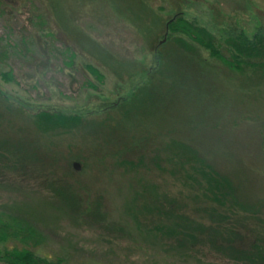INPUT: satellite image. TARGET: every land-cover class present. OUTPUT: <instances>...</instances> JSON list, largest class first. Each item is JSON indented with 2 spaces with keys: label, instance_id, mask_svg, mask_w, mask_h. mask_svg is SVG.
I'll use <instances>...</instances> for the list:
<instances>
[{
  "label": "rangeland",
  "instance_id": "1",
  "mask_svg": "<svg viewBox=\"0 0 264 264\" xmlns=\"http://www.w3.org/2000/svg\"><path fill=\"white\" fill-rule=\"evenodd\" d=\"M0 11V38L22 51L0 61L14 80L0 79V148L29 168L0 154V219L31 227L27 243L67 264H244L227 246L264 236V72L228 71L165 21L182 14L226 50L228 37L264 31V0H0ZM177 50L192 69L158 77ZM40 110L83 124L40 129ZM205 166L259 211L239 229L244 247L178 236L191 219L210 226L195 213L209 201Z\"/></svg>",
  "mask_w": 264,
  "mask_h": 264
},
{
  "label": "trees",
  "instance_id": "2",
  "mask_svg": "<svg viewBox=\"0 0 264 264\" xmlns=\"http://www.w3.org/2000/svg\"><path fill=\"white\" fill-rule=\"evenodd\" d=\"M165 32L166 34L170 33L171 36L179 35L185 40L187 39L190 43H193L196 46L198 45L204 51L209 53V56L213 60L221 63L228 71L241 73L242 67L245 66L250 70L258 69L261 72H264V31L262 30L256 32L250 38L245 37L243 34L234 38L228 37L226 40V50H221V46H219V43L216 42L210 32L200 27L195 21H189L186 18L184 19L183 15L179 13H175L170 19L165 21ZM5 39L0 38V61L8 58V54L10 53L8 51L10 50L14 51V53H22L19 44L16 43V45H12L11 43L5 41ZM5 42L6 44H4ZM188 46L189 45L185 44V47L180 48V50L182 49L185 52L186 49H190ZM179 51L177 50L176 52L165 54L167 56L164 57L165 61L163 66H159L157 64V67H155L153 72L157 73L158 77L164 78L166 77L164 74L169 73L168 70L171 69V67L176 69L177 66L182 67V71L192 69L187 68V66H189L187 63H191L186 59L188 57L183 56L180 58L181 63L179 60H176L175 57ZM71 57L72 55L70 54L69 59ZM86 69L91 75L95 76L96 79L102 80L96 69L89 66H87ZM0 79L5 83L14 81L12 73L9 71L6 73L0 72ZM0 96L2 95L0 94ZM2 99L5 98L2 96ZM79 118V116L73 114L67 116L63 113H50L48 111L40 110L36 116V123L40 129L43 128L45 130L49 129L48 125H54L56 127V125L59 124L61 127L63 125V127H65L66 125L62 124V122H70L73 123V126L80 127L83 123H81ZM90 127L93 129L92 126ZM1 148L0 154H2L8 162L12 161L10 162L11 166L17 168L19 171L20 168L22 171L29 169L26 168L21 150L18 148L16 149L14 146H11L10 151H8L5 147ZM205 167H207L208 171H203L202 178L207 181L208 185L206 188H203V193L207 200H209V203L206 201L207 203H204L200 209L197 208V210L200 211H196L195 213H198L197 215H201L203 217L204 214L208 216L210 226L206 225L204 227V225L191 219L192 221L188 220V223H186L190 229H193L192 232L187 233L189 237L186 233H184V235L187 237L183 235L178 236L183 238V241H186V239L189 238V240H191L190 245H197L201 242V237L204 239L205 235H207V238L211 237L209 240L211 243L214 241V236H218L220 245H218L217 248H214L220 252H224V250H222L223 248L221 243L225 244L228 242H236L234 243L235 246L238 247L239 245L240 247H244V243H242L243 241L240 242L241 244H237L238 239L241 236L239 229L244 223L243 221L247 220L249 216L251 218H256L254 214L258 215L259 211H257L258 209L254 207L253 200H248L246 195L243 197V192L241 193V196L240 191L237 189L238 187L235 186L233 180L226 176H221L216 170H211L208 166ZM260 199L261 198L257 200ZM190 203L192 202L190 201ZM205 204L209 205L205 206ZM261 204L264 205V201H261ZM165 209L168 211V214L161 212V215L166 214L170 217L169 214L173 215V212H176L172 205L165 206ZM237 211L242 213L241 218L239 217L240 215L236 213ZM200 233L203 234L201 237H199ZM23 234L24 238H22L21 241L14 240ZM35 236L36 232H34L29 226H23L18 222L11 223L4 221V219H0V264H67L63 259L58 257L50 258L48 256H41L37 250L33 249V247L27 243L28 240L35 239ZM226 237L229 238L226 239ZM10 238L17 241V244L9 245V247H7L6 242ZM214 246L216 245L214 244ZM224 247H226V244ZM227 247L226 248L231 254L236 255L234 258H237L238 261H241L244 264H264V236H257V239H253L250 244H248L249 249L247 251L236 249L230 245Z\"/></svg>",
  "mask_w": 264,
  "mask_h": 264
},
{
  "label": "water",
  "instance_id": "3",
  "mask_svg": "<svg viewBox=\"0 0 264 264\" xmlns=\"http://www.w3.org/2000/svg\"><path fill=\"white\" fill-rule=\"evenodd\" d=\"M74 167H75L76 170L79 169V166H77V164H74Z\"/></svg>",
  "mask_w": 264,
  "mask_h": 264
}]
</instances>
